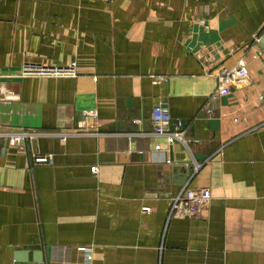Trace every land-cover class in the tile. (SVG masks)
Listing matches in <instances>:
<instances>
[{
    "label": "crops",
    "instance_id": "crops-1",
    "mask_svg": "<svg viewBox=\"0 0 264 264\" xmlns=\"http://www.w3.org/2000/svg\"><path fill=\"white\" fill-rule=\"evenodd\" d=\"M263 36L264 0H0V125L38 134L0 142V264H264ZM183 186L210 191L196 217L170 215Z\"/></svg>",
    "mask_w": 264,
    "mask_h": 264
},
{
    "label": "built area",
    "instance_id": "built-area-1",
    "mask_svg": "<svg viewBox=\"0 0 264 264\" xmlns=\"http://www.w3.org/2000/svg\"><path fill=\"white\" fill-rule=\"evenodd\" d=\"M200 24L206 25L205 20L201 19ZM21 74L25 76H51V77H70L74 76V64L68 67H50L43 68L38 66L25 65L21 70ZM1 78V75H0ZM218 85L210 94V100H216L221 96H226L230 93L229 86L236 82H245L248 79V71L244 62L234 68H222L218 73ZM258 99L264 103V90L259 94ZM17 100V96L6 90L0 81V105L1 103H11ZM210 112V111H209ZM151 122L153 125L154 135L164 138L168 145H173L175 142L185 146L184 129L180 120H172L168 111L167 102L160 101L154 105L151 112ZM53 135L55 133H47ZM38 134L22 131H6L0 125V142L4 141L7 144L27 149V143L33 140ZM61 141H65L68 133H57ZM155 148L158 150L159 145ZM37 164L47 163L50 161L48 156L38 155L33 158ZM91 172L97 173V166L91 167ZM211 200L210 191L207 188H188L183 186L176 194L171 196L170 215L172 217H187L192 218L198 216L202 206ZM144 211L148 208L144 207Z\"/></svg>",
    "mask_w": 264,
    "mask_h": 264
},
{
    "label": "water",
    "instance_id": "water-1",
    "mask_svg": "<svg viewBox=\"0 0 264 264\" xmlns=\"http://www.w3.org/2000/svg\"><path fill=\"white\" fill-rule=\"evenodd\" d=\"M260 44L264 47V36L260 39ZM18 260V259H17ZM14 264H21L16 262V260L14 261Z\"/></svg>",
    "mask_w": 264,
    "mask_h": 264
}]
</instances>
